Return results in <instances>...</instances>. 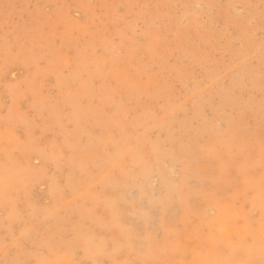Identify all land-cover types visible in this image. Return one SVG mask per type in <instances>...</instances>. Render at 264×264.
Segmentation results:
<instances>
[{
  "label": "rangeland",
  "instance_id": "obj_1",
  "mask_svg": "<svg viewBox=\"0 0 264 264\" xmlns=\"http://www.w3.org/2000/svg\"><path fill=\"white\" fill-rule=\"evenodd\" d=\"M0 264H264V0H0Z\"/></svg>",
  "mask_w": 264,
  "mask_h": 264
},
{
  "label": "bare ground",
  "instance_id": "obj_2",
  "mask_svg": "<svg viewBox=\"0 0 264 264\" xmlns=\"http://www.w3.org/2000/svg\"><path fill=\"white\" fill-rule=\"evenodd\" d=\"M24 59V58H23ZM76 115V114H75Z\"/></svg>",
  "mask_w": 264,
  "mask_h": 264
}]
</instances>
